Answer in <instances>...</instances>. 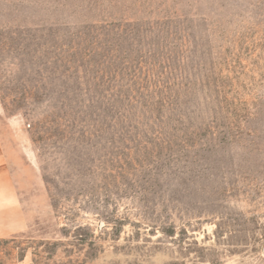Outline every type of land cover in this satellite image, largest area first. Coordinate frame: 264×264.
Masks as SVG:
<instances>
[{
    "label": "rangeland",
    "instance_id": "obj_1",
    "mask_svg": "<svg viewBox=\"0 0 264 264\" xmlns=\"http://www.w3.org/2000/svg\"><path fill=\"white\" fill-rule=\"evenodd\" d=\"M0 264H264V0H0Z\"/></svg>",
    "mask_w": 264,
    "mask_h": 264
}]
</instances>
